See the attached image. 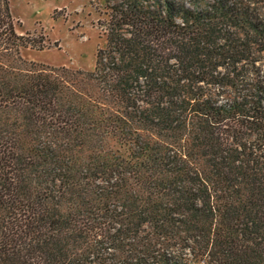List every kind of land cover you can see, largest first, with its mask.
<instances>
[{
  "label": "trees",
  "instance_id": "obj_1",
  "mask_svg": "<svg viewBox=\"0 0 264 264\" xmlns=\"http://www.w3.org/2000/svg\"><path fill=\"white\" fill-rule=\"evenodd\" d=\"M91 1L89 72L0 0V264H264V0Z\"/></svg>",
  "mask_w": 264,
  "mask_h": 264
},
{
  "label": "rangeland",
  "instance_id": "obj_2",
  "mask_svg": "<svg viewBox=\"0 0 264 264\" xmlns=\"http://www.w3.org/2000/svg\"><path fill=\"white\" fill-rule=\"evenodd\" d=\"M96 5L91 0H10L16 31L44 37L43 49L23 48L22 57L42 66L92 71L96 50L105 42Z\"/></svg>",
  "mask_w": 264,
  "mask_h": 264
}]
</instances>
